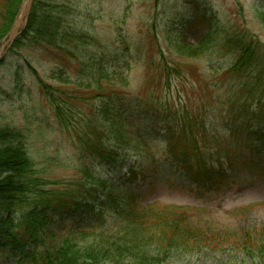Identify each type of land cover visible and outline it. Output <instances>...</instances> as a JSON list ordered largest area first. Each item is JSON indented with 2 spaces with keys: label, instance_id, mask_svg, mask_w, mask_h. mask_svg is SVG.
<instances>
[{
  "label": "rangeland",
  "instance_id": "374dc122",
  "mask_svg": "<svg viewBox=\"0 0 264 264\" xmlns=\"http://www.w3.org/2000/svg\"><path fill=\"white\" fill-rule=\"evenodd\" d=\"M1 1L3 31L19 0ZM30 2L24 1L26 8ZM35 2L37 6L42 3L54 7L62 14L63 24L70 22L84 37L90 47L88 52L100 49L104 59L121 65L128 83L126 87H116L115 91L120 95H115L121 105L125 99L138 102L140 106L127 103L129 106L124 109L134 111L138 125L150 139L162 140L167 121H181L183 125L182 114L186 112L205 123L195 125H205L209 135L215 133L211 140L227 131L236 141L248 142L249 137L252 138L249 133L255 131L264 136V96L256 99L260 93L249 94L247 88L241 87L239 76L227 71L239 58L240 49L252 45L253 64L261 68L260 82L255 83L252 92L263 90L264 93V0ZM26 16L17 32L23 28ZM209 30L215 33L211 36V48L195 46ZM6 37L0 43V125L23 133L36 178L56 182V185L51 184L54 189H62L80 175L89 181H92L91 176H97L106 180L105 184L117 197L119 195L110 182L123 191L133 190L143 205L155 203L187 208L191 220L211 233L223 231L232 236L234 231L264 228L263 148L252 144L248 154L236 156V160L242 158L244 163L235 176L242 177L234 183L205 190L190 185L174 169L162 166L155 155L157 163L149 160L150 165H142L141 154L145 149L140 147L134 151L138 146L132 148L135 136L127 132L123 133L124 144H120L122 151L125 148L124 152L112 159V165L101 166L98 160L76 148L72 130V126H78L82 117L91 111V104L85 99L94 94L52 79V75L61 69L66 75L64 78L70 76L74 80L78 62L61 50L27 47L25 42L14 51L8 50L11 43L9 36ZM177 42L181 44L176 45ZM179 46H187V50L178 52ZM258 72L257 68H252L240 77L242 81L252 83L253 74ZM43 83L51 85L54 94H63L69 102L67 107L81 114H74L75 125L65 128L59 124L53 106L44 94ZM66 92L75 95V99L68 98ZM105 93L109 95L110 91ZM258 137L253 136L254 140ZM222 138L227 140L226 136ZM128 166L134 169V175H126ZM84 168L92 175L81 174L80 170L84 171ZM79 191L84 194L76 195L77 208L73 206L70 213L54 221L65 231L79 228L94 216L101 220L109 218L105 213L109 202L99 200L101 193L86 196L84 188L75 193ZM226 235L223 237H229ZM210 251L214 252L183 249L169 255V260L163 264H241L238 262L240 254L230 245Z\"/></svg>",
  "mask_w": 264,
  "mask_h": 264
},
{
  "label": "trees",
  "instance_id": "16d2710c",
  "mask_svg": "<svg viewBox=\"0 0 264 264\" xmlns=\"http://www.w3.org/2000/svg\"><path fill=\"white\" fill-rule=\"evenodd\" d=\"M34 1L25 28L10 48L14 51L25 42L27 47L61 50L78 62L74 80L70 76L64 78L66 75L61 69L52 75L55 81L72 84L76 89L94 94V97L85 99L87 104H91V111L82 117L78 126H72L78 150L98 160L101 166H110L112 159L120 155L123 133L127 132L135 136L132 148L136 144L138 146L134 151L140 147L145 149L141 154L145 164L150 159L146 152L150 148L151 155L159 156L162 166L174 169L198 188H211L215 182L226 177L222 170L225 166L233 168L241 165L233 155L243 154V139L236 141L227 131L211 140L215 133L209 135L205 125H195L197 122L200 125L205 123L190 112L182 114L185 119L183 125L181 121H167L162 141L152 143V139L138 125L134 111L124 109L129 106L127 103L140 106L138 102L125 99L121 105L119 97H116L120 94L115 88L126 87L128 83L121 65L104 59L100 49L96 50L100 54L95 50L88 52L90 47L84 37L70 22L63 24L60 19L62 14L47 4L39 3L37 6L38 1ZM21 3L22 0H19L3 31L0 25V42L11 30ZM1 4L0 0V9ZM2 21L5 22V19ZM214 34L213 30H209L195 46L201 49L208 47L209 50ZM186 47L179 46L177 51L187 50ZM252 48V45L241 48L239 58L227 71L239 76L241 87L247 88L249 94L260 93L256 99H262L263 90L252 92L255 83L261 79V68L255 67L257 64H253L254 58H251ZM252 68L259 71L253 74L252 83L242 81L240 76ZM42 87L59 124L65 128L75 125L74 116L81 114L67 107L69 102L63 94L51 92V85L43 83ZM108 90L111 97L105 93ZM65 95L75 99V95L67 92ZM249 134L252 138L249 137L251 140L248 142L253 144V136H259L255 140L264 147L263 135L257 131ZM224 136L226 141L222 140ZM252 144L248 147L251 148ZM214 157L216 159L212 161ZM217 165L220 169L216 168ZM33 167L23 133L0 125V264H163L169 260V255L183 249L214 252L210 250H218L224 245H230L240 254L238 262L241 264H264V228H253L249 232H246L248 229L234 231L232 236L223 231L211 233L195 225L186 209L157 204L139 206L130 193L122 192L110 182L120 198L117 197L111 193L103 178L91 176L92 181H89L80 175L74 182L71 181L70 187L54 189L51 184L56 185V182L36 178ZM87 169L80 170L81 174L92 175L85 172ZM81 188H84L86 196L101 193L99 200H108L105 213L109 218L101 220L94 219V216L79 228L65 231L54 221L70 213L73 206L77 208L76 195L81 196L84 191L75 192ZM225 235L229 237H223Z\"/></svg>",
  "mask_w": 264,
  "mask_h": 264
},
{
  "label": "bare ground",
  "instance_id": "6f19581e",
  "mask_svg": "<svg viewBox=\"0 0 264 264\" xmlns=\"http://www.w3.org/2000/svg\"><path fill=\"white\" fill-rule=\"evenodd\" d=\"M19 25H20V24L18 23L16 29H15L14 32L11 34L10 39L13 38V36H14V34L16 33L17 29L19 28Z\"/></svg>",
  "mask_w": 264,
  "mask_h": 264
},
{
  "label": "water",
  "instance_id": "95a60500",
  "mask_svg": "<svg viewBox=\"0 0 264 264\" xmlns=\"http://www.w3.org/2000/svg\"><path fill=\"white\" fill-rule=\"evenodd\" d=\"M14 30V29H13ZM9 42H11V40H9Z\"/></svg>",
  "mask_w": 264,
  "mask_h": 264
}]
</instances>
